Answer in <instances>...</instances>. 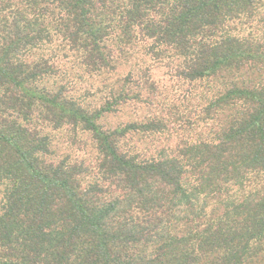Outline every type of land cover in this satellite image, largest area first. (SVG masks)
<instances>
[{"label": "trees", "instance_id": "obj_1", "mask_svg": "<svg viewBox=\"0 0 264 264\" xmlns=\"http://www.w3.org/2000/svg\"><path fill=\"white\" fill-rule=\"evenodd\" d=\"M154 66L197 102L104 128L160 96ZM97 78L98 109L73 94ZM137 133L178 142L121 150ZM0 264H264V0H0Z\"/></svg>", "mask_w": 264, "mask_h": 264}, {"label": "rangeland", "instance_id": "obj_2", "mask_svg": "<svg viewBox=\"0 0 264 264\" xmlns=\"http://www.w3.org/2000/svg\"><path fill=\"white\" fill-rule=\"evenodd\" d=\"M117 74L118 75L109 74L108 77L110 81L107 80L106 82H113L120 77L124 78V66L118 67ZM86 78L87 77H85V79ZM152 79L157 88H159L158 92L160 93V96H148L147 94H144L147 91H142V93L132 91L129 96L132 94H139L138 102L131 101L126 104V106L123 104L118 105V107H115L116 113L106 114L101 118L99 123L102 124L104 128L112 130L119 124L124 125L129 121H137L141 118H145L146 115H161L162 118L166 119V116H168L167 110L172 105L178 106L180 104L183 106V104H186V101H190V104L197 102L195 99L191 98V96H194L196 93V90L192 89L182 81L172 78L169 69L158 66L152 67ZM96 80L98 81H92V88L88 87V82L82 83L77 80L74 81L73 94L75 98H79L80 100H82L83 97L85 99V104H89L90 108L98 109L103 105V100L106 99L108 94L103 89L104 82H102L101 78H97ZM98 88L100 90L102 89L101 92L97 91ZM86 91H88V93L85 94ZM145 102H151L152 104L151 106H146L147 104H144ZM149 107L154 110H149ZM170 119L172 120V118ZM180 134L181 133H179V135ZM186 136L187 135L184 137ZM195 137L197 136L192 138ZM52 138V147L57 157L63 158L64 156L69 155L71 159L85 162V164H89V166L96 161L97 152L95 151L94 143L88 133L80 131L74 133L69 129H63L55 131L52 134ZM177 142L178 140H176L175 137L172 139L163 136L161 138H158L157 136L146 138L137 133L121 140L120 148L121 150H127L141 156H152L156 154L160 147L167 145L173 147Z\"/></svg>", "mask_w": 264, "mask_h": 264}]
</instances>
